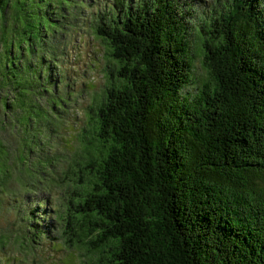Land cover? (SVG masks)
<instances>
[{"label":"trees","instance_id":"1","mask_svg":"<svg viewBox=\"0 0 264 264\" xmlns=\"http://www.w3.org/2000/svg\"><path fill=\"white\" fill-rule=\"evenodd\" d=\"M221 1L199 22L184 14L194 0L184 9L177 0L104 7L101 50L119 67L105 71L94 123L74 139L89 151L74 160V174L87 180L66 197L67 219L44 195L47 185L37 187L43 223L33 219L29 183L19 173L34 236L65 221L98 264H264V0ZM4 13L0 6V111L4 93L11 106L13 92L30 82L26 70L39 69L27 58L22 21L8 15L14 24L5 25ZM190 25L202 36L201 76ZM9 30L21 37L11 40ZM68 47L65 39L54 55L64 82ZM189 85L196 95L183 93ZM0 123L4 139L12 136ZM39 137L43 178L53 175L57 157L41 156L51 136L40 129Z\"/></svg>","mask_w":264,"mask_h":264},{"label":"rangeland","instance_id":"2","mask_svg":"<svg viewBox=\"0 0 264 264\" xmlns=\"http://www.w3.org/2000/svg\"><path fill=\"white\" fill-rule=\"evenodd\" d=\"M117 1L3 0L0 4L5 10L2 15L5 25L14 24L9 16L22 21L27 30L26 36L22 37L26 40L27 58L39 65L37 71L26 70L30 82L21 84L19 91L13 92L11 106L7 104V93L2 96L3 108L6 106L7 109L0 111V118L13 137L4 139L0 123V264H98L96 257L87 250L88 244L70 237L65 221L56 220L50 233L40 232L34 236L29 227L33 223L23 215L21 198L26 190L19 185L18 178L20 172L27 177L28 199L30 207L35 209L33 219L44 223L46 204L36 193V188L43 187V183L47 185L44 195L67 219L70 212L66 197L76 196L75 192L87 180L85 176L74 174L80 170L74 168V160L78 154L88 157L89 151L74 139L83 127L90 129L94 123L96 101L104 96L109 81L105 71L119 67L118 61L103 54L101 49L106 38L98 33L104 7L116 6ZM177 1L184 9L185 0ZM194 3L195 9L184 11V14L199 22L207 13L217 12L222 1L194 0ZM189 30L193 37L194 71L201 76L206 72L199 48L202 36L194 25H190ZM6 36L11 40L21 37L10 30ZM65 39L69 44L63 56L68 76L66 82L60 60L54 58ZM42 79L43 83H40ZM183 93L197 94L190 85ZM105 100L98 101V108ZM40 129L51 136L47 139L49 147L41 156L57 157L53 175L44 174L43 178L40 173L43 160L36 157ZM70 139L73 140L71 145ZM3 181L9 185L5 186Z\"/></svg>","mask_w":264,"mask_h":264},{"label":"clouds","instance_id":"3","mask_svg":"<svg viewBox=\"0 0 264 264\" xmlns=\"http://www.w3.org/2000/svg\"><path fill=\"white\" fill-rule=\"evenodd\" d=\"M176 8H177V11H178V12H180V13L183 12L182 9H180V8H178V7H176Z\"/></svg>","mask_w":264,"mask_h":264}]
</instances>
